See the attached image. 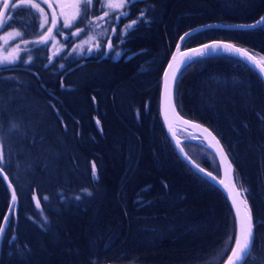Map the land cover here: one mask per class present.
I'll return each mask as SVG.
<instances>
[{"label":"trees","instance_id":"1","mask_svg":"<svg viewBox=\"0 0 264 264\" xmlns=\"http://www.w3.org/2000/svg\"><path fill=\"white\" fill-rule=\"evenodd\" d=\"M125 9L124 22L137 23L115 42L117 56L51 60L37 44L26 50L28 61L23 51L18 62L0 66V168L16 197L0 236V264H221L232 247L227 200L178 156L160 122V76L185 30L252 23L264 0H131ZM22 32L23 40L36 37ZM212 40L264 57V24L204 28L181 48ZM178 75L177 112L223 146L251 210L254 239L243 264H264L261 78L223 54ZM9 198L0 177V223Z\"/></svg>","mask_w":264,"mask_h":264},{"label":"rangeland","instance_id":"2","mask_svg":"<svg viewBox=\"0 0 264 264\" xmlns=\"http://www.w3.org/2000/svg\"><path fill=\"white\" fill-rule=\"evenodd\" d=\"M78 1H81L82 4L79 5ZM78 1L47 0L45 2L47 6H42L34 0H21L20 2L25 7L17 10L15 18L12 20L13 22L8 23L6 19L0 25V28H2L0 30V66H7L18 62L20 53L22 51L26 52L31 42L47 45V55L51 60L58 57L72 60L92 52H113V55L117 56L118 51L114 48V44L115 42L119 44L123 31L131 24L125 23L123 20L125 7L128 5L129 0H125V7L123 8L119 6V0H112V7H108L109 0ZM35 3H37V7L34 8L32 5ZM10 10L13 9H8L5 18L11 15L12 11ZM105 12L109 13V15L105 16ZM121 13H124V15L121 16ZM118 16H121L119 20H117ZM73 22H76V24L73 26L75 30L72 33H77V35H72V37L76 36L77 38L70 46L49 32V29H52L57 23H61L62 26L69 25L72 27ZM7 24L9 26L5 27L4 25ZM12 25H17L20 29L26 31V34L36 36L35 39H21V33L23 34L24 32L19 28L14 29ZM109 40L113 44L112 48L108 46ZM73 47L74 51H72ZM29 57L27 52L24 53L23 61H28ZM259 58L261 59L262 57ZM176 134L179 137L189 136V133L181 131H176ZM181 145L193 162L201 166L200 163L204 160L207 163V171L216 177L219 176L214 156L203 146L189 141H183ZM238 189L241 190L239 186Z\"/></svg>","mask_w":264,"mask_h":264},{"label":"water","instance_id":"3","mask_svg":"<svg viewBox=\"0 0 264 264\" xmlns=\"http://www.w3.org/2000/svg\"><path fill=\"white\" fill-rule=\"evenodd\" d=\"M9 0H5L1 6L0 9V18L3 14L4 7L7 4ZM261 18H264V11L260 15V17L249 24H242V23H233V24H221V23H205L201 25L194 26L192 28H189L185 30L183 33H181L175 44L174 47L168 56V59L162 69L161 76H160V87H159V97H158V113L160 122L163 126V129L172 144L175 152L178 154V156L196 173L207 179L209 182H211L215 187H217L225 199L227 200L229 207L231 209L233 219H234V225H235V235L232 247L227 255V257L224 259V261L221 264H229V258L232 257V249L236 247V236L240 234L239 232V223L236 216V209L233 201L236 202L240 206V217L243 219L245 216V213L247 209L244 207L243 204L240 203V201L244 200V196L242 194V191L238 189L234 179H233V167L232 165L229 166V159H225L223 153L221 152V145L220 143H217L216 137L212 134L209 135V132H211L209 129H207L205 126L200 124L199 122H196L194 120L188 119L186 117H183L180 115L174 105V99H173V88H174V74H178L180 69L183 66V61L187 59L188 57H195L197 56V53L194 50L199 49L202 52H210L209 49H205V45H226V44H232L234 47L241 48L242 50L246 51L249 55L253 56L255 60L260 61L261 59L258 56L253 55L251 52L246 50L245 48L236 45L229 41H221V40H212L205 43H201L198 45H194L191 47L181 48L178 47V45H181L183 41H181V37H184L186 33H194L196 31H199L204 28L208 27H216V28H224V29H243V28H250V25H257V22L261 20ZM260 25V24H259ZM189 36V35H188ZM186 38V37H185ZM210 54H223L227 56H231L237 59H240L244 63H246L250 68H252L261 78V81L264 85V72L260 71V67L257 66V64L253 63L252 61H249L246 56H242L240 53H234L225 51L223 47L219 48V50L216 53H210ZM175 57V58H174ZM169 64L172 65L171 68H169ZM261 66H264V61H261ZM165 72L168 73L167 76V83L169 87L172 90L171 96L166 95V89H165ZM187 121V122H185ZM207 129L208 131H205ZM176 131H181L184 133H189V136L186 137H179L176 134ZM183 141H189V142H195L201 146H203L207 151H209L215 158L217 166H218V172L219 176L216 177V181H213L211 179V176H207L206 174L209 173L204 168V172H201L200 169L201 166L197 165L195 162H193L189 156L185 153V151L182 148L181 142ZM224 152V150H223ZM225 153V152H224ZM0 177L3 180V182L6 184L9 190V203L6 209V212L3 215V218L0 223V235L4 226V222L6 218L8 217L11 209L14 205L13 195L14 191L12 186L10 187V183L8 182L4 172L0 169ZM237 191H239V195H237ZM247 203V201H246ZM248 205V204H247ZM249 209V207H248ZM241 243L243 244V236L241 235ZM234 261V264H240L239 261H236V258H232Z\"/></svg>","mask_w":264,"mask_h":264},{"label":"snow or ice","instance_id":"4","mask_svg":"<svg viewBox=\"0 0 264 264\" xmlns=\"http://www.w3.org/2000/svg\"><path fill=\"white\" fill-rule=\"evenodd\" d=\"M12 2L14 3L15 0H12ZM89 2H92V0H89ZM130 2V0H129ZM112 0H109L108 2V7H112ZM119 6L120 7H125V0H119ZM5 7H8V5L6 4ZM32 7H37L36 4H33ZM109 13L105 12V16H108ZM124 13H121V16H123ZM143 13H141V18L143 17ZM121 16L117 17V20H119L121 18ZM55 23V21H54ZM137 23V21H133L131 25H128V28H131L133 25H135ZM259 24H264V18H261L260 21L257 22V25H250L249 27H255L258 26ZM9 26V25H4ZM66 27H68L69 25H65ZM0 30H2V28H0ZM52 29H49V32H51ZM57 33L60 32V29L57 28L56 29ZM115 31V29H114ZM72 35H77V33H72ZM188 35H191L190 33H186L184 37H181V41H183L185 39V37H187ZM65 39H68V37H65ZM108 46L109 48L113 47V44L111 42V40H109L108 42ZM183 45H178V47H182ZM205 49H209L210 52H202L199 49L194 50L197 53V56L195 57H188L187 59H185L183 61V66L180 69V73L182 74V72L184 70H186L188 67L192 66L193 63L198 62L200 59H202L203 57L209 55L210 53H216L219 48L223 47L225 51H229V52H234V53H240L242 56H246L247 59L249 61H252L253 63L257 64L258 67H260V71L264 72V66H261V61H264V57L261 58L260 61L255 60V58L251 55H249L246 51L242 50L241 48L238 47H234L232 44H226V45H205L204 46ZM117 55H119V53H117ZM175 58V57H174ZM172 65L169 64V68H171ZM167 76L168 73L165 72V78H166V83H165V89H166V95L171 96L172 94V90L169 87L168 83H167ZM179 79V75L178 74H174V80L178 81ZM187 122V121H185ZM18 129V126L13 124L11 126L10 132L11 131H15ZM205 131H208L207 129H205ZM209 135H212L211 132H209ZM4 143V138H3V131L2 129H0V145H3ZM217 143H219V141H217ZM221 152L224 155V158L227 160L228 156L227 153L223 152V146H221ZM229 166H231V162L229 161ZM0 167H2V164H0ZM201 172H204V169L201 168L200 169ZM207 176H211V179L213 181H216V176L211 174V173H207ZM93 176L95 178L96 176V170H95V165H93ZM7 178V177H6ZM11 187V185H10ZM246 191V190H244ZM237 195H239V191H237ZM16 197L15 195H13V200H15ZM234 205H235V209H236V216H237V220L239 223V232L240 234H238L236 236V247L232 249V257L229 258V264H234L233 261V257L236 258V261H239L240 264H243V260L245 259L246 255L249 254L250 252V246H251V241L254 239V232L253 229L255 227V223L254 220L251 216V210L248 209V205L246 203V201L242 200L240 201L241 204L244 205V207L247 209L245 216L243 217V219H241L240 217V206L238 204H236L235 201H233ZM14 207V206H13ZM241 235L243 236V244L241 243Z\"/></svg>","mask_w":264,"mask_h":264},{"label":"flooded vegetation","instance_id":"5","mask_svg":"<svg viewBox=\"0 0 264 264\" xmlns=\"http://www.w3.org/2000/svg\"><path fill=\"white\" fill-rule=\"evenodd\" d=\"M21 0H15V2L13 3L12 2V0H9L8 2H7V5H8V7H4V12H3V14H2V16H1V18H0V25H2L1 23H2V21H5L6 19H7V21H11V15L9 16V19H8V16L5 18V16H6V12L8 11V9H13V10H10V11H17L18 9H21V8H23V7H25V6H23V4L20 2ZM34 1H36V2H38V3H40V5H42V6H45L46 5V3L45 2H47V0H34ZM78 1V0H77ZM96 1V0H95ZM4 1L3 0H0V7H1V4L3 3ZM78 3H79V5H81L82 3H81V1H78ZM35 4H37V3H35ZM47 6V5H46ZM12 14V13H11ZM79 18V17H78ZM6 21V22H7ZM77 23H79V22H77ZM75 24H76V22H73V24H72V27L71 26H68V27H66V26H62V24L61 23H57L53 28H52V31H51V33H53L56 37H58L61 41H64L68 46H70L71 44H73L75 41H76V36H73L72 37V32L75 30V27H73V26H75ZM57 28H59L60 29V32L59 33H57V31H56V29ZM65 37H68V39H65ZM73 42V43H72ZM34 42H31L29 45L30 46H32V47H36V45L38 44V43H34ZM29 46V47H30ZM46 47H47V45H45ZM72 51H74V47H73V49H72ZM23 52V51H22ZM84 56V55H83Z\"/></svg>","mask_w":264,"mask_h":264},{"label":"bare ground","instance_id":"6","mask_svg":"<svg viewBox=\"0 0 264 264\" xmlns=\"http://www.w3.org/2000/svg\"><path fill=\"white\" fill-rule=\"evenodd\" d=\"M242 24H249V23H242ZM261 25V24H260ZM260 25H258V26H260ZM258 26H255V27H258ZM255 27H250V28H255ZM213 28H216V27H213ZM250 28H243V29H250ZM197 32V31H196ZM194 171V170H193ZM195 172V171H194ZM196 173V172H195ZM196 174H198V173H196ZM199 175V174H198ZM199 176H201V175H199ZM2 233V232H1ZM1 236V235H0Z\"/></svg>","mask_w":264,"mask_h":264}]
</instances>
